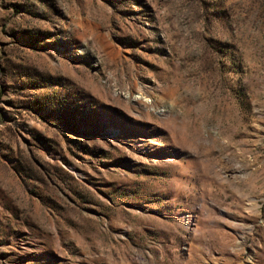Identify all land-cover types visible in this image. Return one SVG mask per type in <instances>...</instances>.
<instances>
[{
    "label": "rangeland",
    "instance_id": "obj_1",
    "mask_svg": "<svg viewBox=\"0 0 264 264\" xmlns=\"http://www.w3.org/2000/svg\"><path fill=\"white\" fill-rule=\"evenodd\" d=\"M0 264H264V0H0Z\"/></svg>",
    "mask_w": 264,
    "mask_h": 264
}]
</instances>
